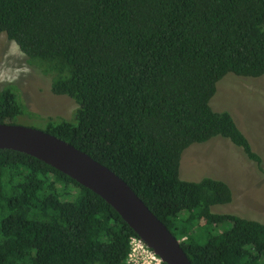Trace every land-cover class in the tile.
<instances>
[{"label": "trees", "instance_id": "trees-1", "mask_svg": "<svg viewBox=\"0 0 264 264\" xmlns=\"http://www.w3.org/2000/svg\"><path fill=\"white\" fill-rule=\"evenodd\" d=\"M1 35L78 106L44 131L122 178L192 264H264V224L212 212L233 203L230 186L180 177L183 153L217 137L262 167L212 101L228 75L264 77V0H0ZM19 117L38 116L8 84L0 124ZM133 237L91 190L0 150V264H126Z\"/></svg>", "mask_w": 264, "mask_h": 264}, {"label": "rangeland", "instance_id": "rangeland-1", "mask_svg": "<svg viewBox=\"0 0 264 264\" xmlns=\"http://www.w3.org/2000/svg\"><path fill=\"white\" fill-rule=\"evenodd\" d=\"M232 75V74H231ZM226 76L218 84L212 107L229 112L263 160L262 167L250 161L242 149L228 140L214 138L193 144L181 159L183 181L205 178L223 181L233 191V203L215 206V214L247 218L264 224V77L251 79ZM15 84L28 110L38 117L18 118L16 125L44 131L49 121H72L78 106L51 90V79L31 67L19 47L0 36V89ZM183 212L182 217L188 216Z\"/></svg>", "mask_w": 264, "mask_h": 264}, {"label": "water", "instance_id": "water-1", "mask_svg": "<svg viewBox=\"0 0 264 264\" xmlns=\"http://www.w3.org/2000/svg\"><path fill=\"white\" fill-rule=\"evenodd\" d=\"M0 150L32 156L77 181L106 201L165 264H192L167 226L112 170L45 131L0 124Z\"/></svg>", "mask_w": 264, "mask_h": 264}, {"label": "built area", "instance_id": "built-area-1", "mask_svg": "<svg viewBox=\"0 0 264 264\" xmlns=\"http://www.w3.org/2000/svg\"><path fill=\"white\" fill-rule=\"evenodd\" d=\"M126 264H164L163 260L152 251L139 237H133Z\"/></svg>", "mask_w": 264, "mask_h": 264}, {"label": "bare ground", "instance_id": "bare-ground-1", "mask_svg": "<svg viewBox=\"0 0 264 264\" xmlns=\"http://www.w3.org/2000/svg\"><path fill=\"white\" fill-rule=\"evenodd\" d=\"M151 249V248H150ZM152 250V249H151ZM153 251V250H152ZM165 264V263H164Z\"/></svg>", "mask_w": 264, "mask_h": 264}]
</instances>
